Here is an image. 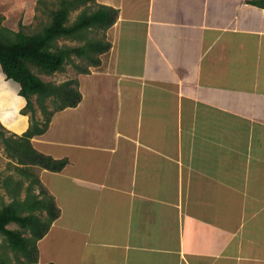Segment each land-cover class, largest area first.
Returning a JSON list of instances; mask_svg holds the SVG:
<instances>
[{"label": "crops", "instance_id": "obj_1", "mask_svg": "<svg viewBox=\"0 0 264 264\" xmlns=\"http://www.w3.org/2000/svg\"><path fill=\"white\" fill-rule=\"evenodd\" d=\"M250 1L96 0L118 11L111 47L31 139L68 162L35 170L60 210L38 264H264V9ZM18 90L0 69L7 135L29 126Z\"/></svg>", "mask_w": 264, "mask_h": 264}, {"label": "trees", "instance_id": "obj_2", "mask_svg": "<svg viewBox=\"0 0 264 264\" xmlns=\"http://www.w3.org/2000/svg\"><path fill=\"white\" fill-rule=\"evenodd\" d=\"M56 1V7L47 11V22L33 34H26L23 28L13 31L2 26L0 16V69L6 80L19 86L18 95L26 102L21 114L29 115L28 129L20 136L7 135L0 125V146L18 176L7 175L0 182L8 199L0 195V264H38L37 242L60 215L54 199L40 186L35 170L60 172L68 162L38 152L31 139L46 132L54 113L75 108L81 94L76 79L55 84L44 82L40 76L63 73L67 65L81 74L98 67L100 56L111 44L97 35L118 18L116 9L99 5L96 0ZM250 3L264 9V0ZM73 12L78 13L71 21ZM62 41L74 44L60 45ZM37 110L41 119L36 116Z\"/></svg>", "mask_w": 264, "mask_h": 264}, {"label": "rangeland", "instance_id": "obj_3", "mask_svg": "<svg viewBox=\"0 0 264 264\" xmlns=\"http://www.w3.org/2000/svg\"><path fill=\"white\" fill-rule=\"evenodd\" d=\"M56 3V0H0V16L3 17L1 25L13 31H18L20 28H23V31L26 34H33L34 32L38 31L44 23L47 22V11L50 9H54L56 7ZM77 13L78 12L71 13V21L74 20ZM101 34L102 33L100 32L97 36L101 38ZM63 43L70 45L74 44L71 42L62 41L60 42V45ZM78 63L82 64L81 62ZM76 74L77 72L74 67L72 65H67L63 73H55L52 76L41 75L40 78L44 82L59 84L67 80L75 79ZM49 107L51 109V106ZM19 113L21 114V110ZM26 116L28 117L29 121V115ZM36 116L39 119L42 118L39 110H37ZM9 163V159L0 148V182L3 177L7 175H13L16 178L18 177L11 169ZM24 185L26 186L27 183H25ZM37 191L38 187L36 189V192ZM0 195L4 196L5 200L8 201L4 190L1 188V185ZM9 228L14 229L16 228V225H10ZM2 243L3 238L0 236V245H2Z\"/></svg>", "mask_w": 264, "mask_h": 264}]
</instances>
